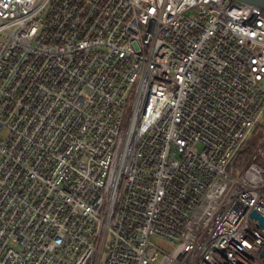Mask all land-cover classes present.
Masks as SVG:
<instances>
[{"label": "built area", "instance_id": "obj_1", "mask_svg": "<svg viewBox=\"0 0 264 264\" xmlns=\"http://www.w3.org/2000/svg\"><path fill=\"white\" fill-rule=\"evenodd\" d=\"M254 211L263 7L0 0V264H264Z\"/></svg>", "mask_w": 264, "mask_h": 264}, {"label": "rangeland", "instance_id": "obj_2", "mask_svg": "<svg viewBox=\"0 0 264 264\" xmlns=\"http://www.w3.org/2000/svg\"><path fill=\"white\" fill-rule=\"evenodd\" d=\"M261 135V134H260ZM259 135L257 133H253L250 137V139L248 140V142L243 146L242 149V153H247V155L251 152V147L253 148V146L255 145L256 141L258 140ZM246 160H244V164H245ZM153 240L155 242H159L161 243L160 239H158L157 237H153ZM163 248H165L167 251H171L173 245L169 244L168 242L166 243H161L160 244Z\"/></svg>", "mask_w": 264, "mask_h": 264}, {"label": "water", "instance_id": "obj_3", "mask_svg": "<svg viewBox=\"0 0 264 264\" xmlns=\"http://www.w3.org/2000/svg\"><path fill=\"white\" fill-rule=\"evenodd\" d=\"M239 1L244 3L254 4L264 8V0H239ZM252 217L258 221V225L264 230V217L256 211L252 213ZM262 255L264 256V251L262 252Z\"/></svg>", "mask_w": 264, "mask_h": 264}, {"label": "trees", "instance_id": "obj_4", "mask_svg": "<svg viewBox=\"0 0 264 264\" xmlns=\"http://www.w3.org/2000/svg\"><path fill=\"white\" fill-rule=\"evenodd\" d=\"M261 131L262 130V126H260L259 128H258V131ZM247 153H242L239 157H238V159H237V163H238V166H240V167H243V165H244V160H246L247 159Z\"/></svg>", "mask_w": 264, "mask_h": 264}]
</instances>
